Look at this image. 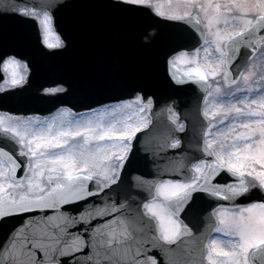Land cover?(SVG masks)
Returning <instances> with one entry per match:
<instances>
[{"label":"snow or ice","instance_id":"obj_1","mask_svg":"<svg viewBox=\"0 0 264 264\" xmlns=\"http://www.w3.org/2000/svg\"><path fill=\"white\" fill-rule=\"evenodd\" d=\"M63 6L59 4L51 11L55 13ZM116 6L138 10L144 7V0H116ZM260 7L264 8V4ZM216 8L219 11L220 5ZM0 14L19 15L28 20H35L38 15L25 9L6 10ZM186 16L192 20L187 13ZM175 19L182 21L184 18ZM219 22L217 18L216 23ZM212 23L209 21V28ZM43 25V33H37V43L41 52L54 56L57 52L53 50H63L67 45L52 32L48 13L44 14ZM259 31H264V15L244 20L239 31L222 34L217 30L212 33V40H204L192 51V62L195 63V57L203 50L207 71L197 64L186 73L188 79L177 80L174 75L175 61L186 59L190 55L187 50L174 49L166 59L167 79L174 87L190 86L194 82L204 84L209 77L223 75L235 88V91L232 88L222 91L216 87L214 92L205 88L209 95L204 97L202 125L207 123V130L202 132L200 147L210 159L196 163L195 174L186 176L184 181H167L157 188L161 195L170 198L172 207L171 215L160 217L162 240L166 243L180 236L182 225L187 229L181 217L186 218L198 201L209 199L212 204L221 206L219 212L215 208L205 212L210 216L216 213L220 218L219 223L224 227H217V232L226 231L236 237L235 241L228 242L233 251L218 253L228 258L229 264H249L250 249L257 253L253 256V264H264V202L233 212L222 207V202L241 197L250 187H255L244 185L245 175L254 177L264 187V170L256 171L254 167L259 164L264 169V88L256 93L260 102V110L257 111L252 107L257 100L244 95V92L253 90H241L237 79L230 78L228 70L235 64V52L242 45H248L255 51L252 38ZM259 39L264 40V36ZM212 44L215 45L214 50L209 52L208 46ZM261 55L264 56V52ZM30 65L31 60L14 48L0 50V68L10 72V78L0 86V94L25 90L31 84ZM241 77L245 83L248 82L243 73ZM68 91L63 87L41 85L37 96L48 99L58 94L67 95ZM129 95L142 115L145 111L152 112L158 104L170 105V110L179 109L180 105L178 97L160 99L142 86L133 87ZM209 97L214 103L209 104ZM128 107L131 103L124 101L113 106L103 105L99 110L88 107L79 111L63 107L43 119L36 116L26 121L16 120L5 129L6 132L11 131L16 139L8 141L10 148L0 145V155L6 156L10 162L6 171H0V251L18 249L26 257L23 264H160L152 253L161 237L155 235L152 221L144 213H140V231L119 247L111 240L101 244L99 239L109 221L119 222L116 217L125 208L136 205L139 212L140 201L135 197L140 195L144 181L138 180V176L146 173L138 171L137 158H142L146 165L156 163L155 156L140 145V135L150 125L145 124L141 129L131 121L118 119L120 110ZM140 123L144 124V121ZM175 125L173 135L187 136L189 129L180 125L178 118ZM90 144L94 145V150L85 149ZM169 148L182 150V141L176 139ZM97 153L103 154L106 161L99 171L96 170ZM213 156L215 159H211ZM224 176L239 177L241 183L238 187L220 183ZM6 189L8 194L4 195ZM15 191L29 194L17 198L13 194ZM106 201L111 204H106ZM89 203L93 208L99 204L111 207L113 211L90 217L86 211ZM143 207L153 212L155 206L143 204ZM51 213L56 214L58 224L48 233L29 231L30 225L38 223L37 216L45 224H50ZM225 216H231L230 222H225ZM6 264H15V261Z\"/></svg>","mask_w":264,"mask_h":264},{"label":"water","instance_id":"obj_2","mask_svg":"<svg viewBox=\"0 0 264 264\" xmlns=\"http://www.w3.org/2000/svg\"><path fill=\"white\" fill-rule=\"evenodd\" d=\"M59 4L64 6L53 13L51 9ZM22 8L49 11L55 30L67 47L53 50L57 52L54 56L45 55L37 43V33L42 34L37 17L28 20L19 15L0 14V50L14 48L31 60L32 69L31 84L25 90L0 94V112L15 116L47 115L61 107L83 111L88 107L96 108L111 102L133 99L129 93L136 86L145 87L160 99L168 96L179 98V109L170 110V105L158 104L152 112H148L150 127L143 135L138 133L142 149L152 153L156 159L155 164L146 165L142 158H137L138 171L146 173L142 177L138 176V180L144 181L140 195L135 197L140 201L139 212L136 205L125 208L116 217L119 222L109 221V226L104 228L99 239L101 244L111 240L119 247L140 231V213L151 219L155 235L161 237L156 219L146 212L143 204L156 198L161 181H183L186 176L194 175L195 163L201 159H210L200 147L202 132L207 126V123L202 125V105L207 92L205 88L209 89L210 80L204 84L194 82L190 86L174 87L166 75V59L173 54L174 49L192 52L206 39L201 18L190 14L192 20L184 16L181 21L175 19L177 17L161 15L145 4L142 9L128 10L125 6H116V0H0V13ZM260 36H264V31H259L252 38L254 52L248 45H242L236 50L235 64L228 69L230 78L239 80L249 60L259 49ZM196 66L175 63L176 79H188L186 73ZM5 78V72L0 68V84ZM224 82L232 86L225 79ZM41 85L50 88L62 86L69 91L67 95L58 94L54 98L41 99L37 96V89ZM177 118L180 125L189 129L187 136L173 135ZM15 139L0 130V145L3 147L10 148L8 141ZM176 139L182 141V150L169 148ZM2 157L8 161L6 156ZM219 182L230 186L241 182V178L224 176ZM251 200L252 197L242 195L222 202V207L234 208ZM106 204L110 205L111 202L106 201ZM165 204L172 211L170 198L165 200ZM219 207L209 199H202L186 218L182 216L181 220L187 225L186 232L171 243L161 238L152 253L160 264H208L204 259L206 243L217 226V219L215 213L210 216L205 210ZM86 211L90 217H95L98 213L107 214L113 209L99 204L93 208L89 203ZM50 215V224H45L37 216L35 219L38 223L30 225L29 231L48 233L58 224L56 214ZM256 254L253 249L250 253L252 262ZM25 259L18 249L0 251V264L11 261L23 264Z\"/></svg>","mask_w":264,"mask_h":264},{"label":"rangeland","instance_id":"obj_3","mask_svg":"<svg viewBox=\"0 0 264 264\" xmlns=\"http://www.w3.org/2000/svg\"><path fill=\"white\" fill-rule=\"evenodd\" d=\"M144 4L151 5L158 13L160 12L161 14L167 16L181 17V16H186V13L198 15L201 18L206 30L207 35L205 40H212L213 39L212 33L216 32L217 30H219L222 34L232 31H239L240 26H242V22L244 20L247 19L254 20L257 15H264V8L260 7L261 4H264V0H144ZM217 5H220L219 11L216 8ZM22 9H25L28 12L38 13L36 17L40 21L42 33L44 27L43 25L44 14L48 13L51 18V30L55 35L58 36L56 31L54 30L52 16L50 12L46 10L36 11V10H32L31 8H22ZM217 18L220 21L219 24L216 23ZM209 21L213 22L211 28L208 27ZM214 47H215L214 44L209 45L208 46L209 52H212L214 50ZM258 47H259L258 51L250 59L243 72V74L248 77V82L245 83L243 77H240L239 80L237 81L241 90L247 88H251L253 90L252 92H244V95L249 97L250 99L257 100V103L252 106L257 111L260 110V102H259V95H257L256 93L258 92L259 89L264 88V56L261 55V53L264 52V40L258 41ZM189 54L190 55L186 59L177 60L175 61V63L182 66L199 64L202 65L207 71V64L205 62V53L203 52V50H201L199 56L195 57V63L192 62L193 59L192 52H189ZM20 71L23 72L22 69ZM5 75L6 78L5 80H3L0 86H3L5 81L10 78V72H5ZM209 80H210L209 90H211L212 92H214L216 87H220L222 91L228 88H232V86L225 85L223 75H218L216 77H209ZM55 87H62V86H55ZM55 87H51V88H55ZM232 90L235 91V88H232ZM236 94L240 95V93H236ZM208 95H209V91H207L205 97ZM121 101L131 103V107L121 109L118 119H120L121 121H131L134 126H138L140 128H143L144 125L149 122V115L147 111H145V113L142 115L139 109L135 106L133 99H125ZM121 101L111 102L105 105L113 106ZM208 102L209 104L214 103L213 98L209 97ZM100 107L101 106L97 107L96 109L99 110ZM203 110H204V100H203L202 111ZM56 113L57 110L48 115L31 114V115L15 116L10 113L0 112V130L16 138L11 131L8 132L5 131V129L9 128L12 124H14L16 120L26 121L28 118H35L36 116H39L41 119H43L44 117H48ZM19 117H24V118L20 119ZM105 119H107V117H105ZM254 119L256 118H253V120ZM141 120L144 121V124L140 123ZM245 122H252V121H245ZM205 130H207V127ZM85 149L94 150V145L90 144L88 146H85ZM97 156H98V164L96 170L99 171L104 167L106 161H104L103 159V154L97 153ZM8 167H9L8 163L4 161V159H2V157L0 156V171H6ZM81 167H83V165H81ZM254 167L256 171L264 170L260 167L259 164L254 165ZM167 181H174V180H163L158 184V187L164 185L165 182ZM243 183L245 186L255 185L254 191L253 193H251L252 196L257 197L262 195L263 197L264 187H261L260 182L256 180L254 177L245 175V179ZM239 185L240 184H234L232 187H238ZM251 188L252 187L249 188V191L251 190ZM7 191L8 190L6 189L5 192ZM249 191L244 195L248 196ZM22 194H29V193L21 192V191L14 192V195H16L17 198L19 197V195ZM167 198L168 197L161 195L157 191L156 198L146 203L155 206L153 212H148V210L145 209L148 214L155 217L158 224L159 235L161 236V238H162L163 228L161 225L160 217L164 216L165 218H167L172 213L165 204V200ZM258 202H262V201L256 200L247 203L245 205H242L238 208H231V209L224 208V209L228 210L229 212H233L240 208H244L250 204L258 203ZM220 210L221 207L218 208L216 212H219ZM172 218L176 219L175 216H173ZM216 218H217L216 228L224 227L220 225L219 223L220 218L217 215ZM223 219L225 220L226 223L230 222L231 216H225ZM216 228L206 245L205 259L210 264H214V262L215 264H229L228 258L220 256L218 255V253L222 251L223 252L233 251L231 245L228 242L235 241L236 237L234 235L227 234L226 231L217 232ZM184 232H186V230L182 225L181 233ZM213 241H216L215 245H213ZM250 251L251 249L249 250V253ZM248 259H249V254H248ZM249 264H252L250 260H249Z\"/></svg>","mask_w":264,"mask_h":264},{"label":"bare ground","instance_id":"obj_4","mask_svg":"<svg viewBox=\"0 0 264 264\" xmlns=\"http://www.w3.org/2000/svg\"><path fill=\"white\" fill-rule=\"evenodd\" d=\"M20 119H23L24 117H19ZM16 195H18V194H16Z\"/></svg>","mask_w":264,"mask_h":264}]
</instances>
